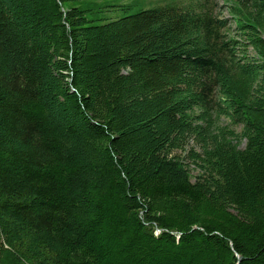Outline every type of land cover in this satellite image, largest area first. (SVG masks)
Instances as JSON below:
<instances>
[{"label":"trees","instance_id":"obj_1","mask_svg":"<svg viewBox=\"0 0 264 264\" xmlns=\"http://www.w3.org/2000/svg\"><path fill=\"white\" fill-rule=\"evenodd\" d=\"M83 1L0 0V264H264V0Z\"/></svg>","mask_w":264,"mask_h":264},{"label":"rangeland","instance_id":"obj_2","mask_svg":"<svg viewBox=\"0 0 264 264\" xmlns=\"http://www.w3.org/2000/svg\"><path fill=\"white\" fill-rule=\"evenodd\" d=\"M167 2L169 0H88L83 1L81 4L89 6L91 8L90 12L87 13L88 17L90 18H96L98 19L96 22L98 23H104L112 19L119 18L121 16L135 13L138 10L146 9L150 7H154L155 4L162 5L164 2ZM178 5H188L191 0H173ZM216 3L219 5L223 4L222 0H215ZM216 13H218L217 9L215 10ZM220 15H224L227 17L226 10H223V12H220ZM232 28L234 27V24H231ZM224 124H228L231 128L234 129L236 133L241 132V125L240 124H230L227 119H221ZM245 140L241 139L239 142L240 148L244 146ZM192 145L194 147L193 143H189V146ZM189 146L185 148L184 151H176L175 154L179 155L180 157H184L189 149ZM197 148V147H196ZM198 149V148H197ZM188 161V160H185ZM190 173H191V181H194V176L198 173V171L191 165L190 166Z\"/></svg>","mask_w":264,"mask_h":264}]
</instances>
